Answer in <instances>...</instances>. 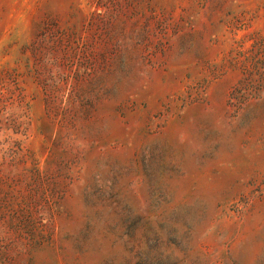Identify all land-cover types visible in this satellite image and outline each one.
Listing matches in <instances>:
<instances>
[{"label":"rangeland","instance_id":"obj_1","mask_svg":"<svg viewBox=\"0 0 264 264\" xmlns=\"http://www.w3.org/2000/svg\"><path fill=\"white\" fill-rule=\"evenodd\" d=\"M0 264H264V0H0Z\"/></svg>","mask_w":264,"mask_h":264}]
</instances>
